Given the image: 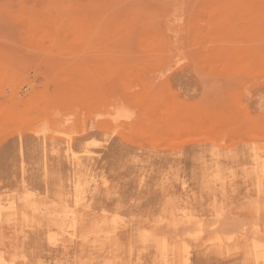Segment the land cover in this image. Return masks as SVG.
<instances>
[{
    "label": "rangeland",
    "instance_id": "1",
    "mask_svg": "<svg viewBox=\"0 0 264 264\" xmlns=\"http://www.w3.org/2000/svg\"><path fill=\"white\" fill-rule=\"evenodd\" d=\"M256 151L264 0H0V264H264Z\"/></svg>",
    "mask_w": 264,
    "mask_h": 264
},
{
    "label": "bare ground",
    "instance_id": "2",
    "mask_svg": "<svg viewBox=\"0 0 264 264\" xmlns=\"http://www.w3.org/2000/svg\"><path fill=\"white\" fill-rule=\"evenodd\" d=\"M261 42V41H260ZM167 73V72H166ZM221 76V75H220ZM220 78V77H219ZM115 104V105H114ZM114 104H112L114 107L115 106H120L121 105V108H122V104H120V105H117V103H114ZM113 107V108H114ZM120 108V107H119ZM115 109H117V108H115ZM123 109H124V106H123ZM118 110V109H117ZM116 110V111H117ZM119 110H121V109H119ZM121 112H123L122 110H121ZM130 118V117H129ZM135 120L137 121L138 119L137 118H135ZM134 120V121H135ZM140 121V120H139ZM136 123V122H135ZM137 124V123H136ZM256 152H258V151H256ZM260 152V151H259ZM258 152V153H259ZM255 153L256 155H254V167H255V169H260L257 173H259V176H258V180L260 181V180H262V176H261V174H264V152L263 153ZM253 171V170H252ZM248 172V171H247ZM250 172V171H249ZM248 172V173H249ZM256 172V170L254 171V173ZM248 173H247V175H248ZM254 176H256V175H254ZM264 180V179H263ZM210 182V181H209ZM256 182V181H255ZM258 182V181H257ZM264 182V181H263ZM80 185H81V183H80V178L78 179V180H76V179H73V184H72V189H75V191H77V192H80ZM256 187V186H255ZM257 188V187H256ZM259 189V188H258ZM82 192V191H81ZM75 195V194H74ZM76 197H78V194L76 195ZM14 214H16V212H13ZM13 214V215H14ZM6 220H10V219H6ZM83 222V221H82ZM76 228H78V224L75 226Z\"/></svg>",
    "mask_w": 264,
    "mask_h": 264
}]
</instances>
